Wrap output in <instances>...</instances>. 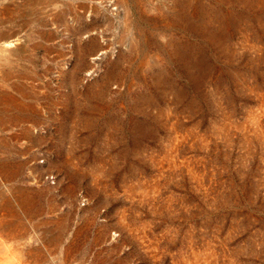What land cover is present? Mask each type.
Instances as JSON below:
<instances>
[{"label": "rangeland", "instance_id": "1", "mask_svg": "<svg viewBox=\"0 0 264 264\" xmlns=\"http://www.w3.org/2000/svg\"><path fill=\"white\" fill-rule=\"evenodd\" d=\"M0 201L26 263L264 264V0H0Z\"/></svg>", "mask_w": 264, "mask_h": 264}, {"label": "bare ground", "instance_id": "2", "mask_svg": "<svg viewBox=\"0 0 264 264\" xmlns=\"http://www.w3.org/2000/svg\"><path fill=\"white\" fill-rule=\"evenodd\" d=\"M3 206H5V202L0 201V210L2 209ZM3 214L4 213H2V211H0V264H34V263H26V260L23 258V255H22L20 249H18L19 247L16 250L14 249L15 251L11 257H7V253H8V251H10V243H9V240L7 239V237L10 234H8L5 231V229L7 228L5 226V224H6L5 223L6 222L5 215H7V214H5L4 216H3ZM6 230L8 231V229H6Z\"/></svg>", "mask_w": 264, "mask_h": 264}]
</instances>
